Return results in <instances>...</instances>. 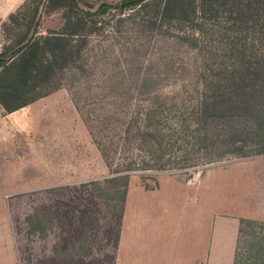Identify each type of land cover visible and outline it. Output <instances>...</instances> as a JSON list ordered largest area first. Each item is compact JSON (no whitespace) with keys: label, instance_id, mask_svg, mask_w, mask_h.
Returning <instances> with one entry per match:
<instances>
[{"label":"rangeland","instance_id":"374dc122","mask_svg":"<svg viewBox=\"0 0 264 264\" xmlns=\"http://www.w3.org/2000/svg\"><path fill=\"white\" fill-rule=\"evenodd\" d=\"M124 1L138 2L0 0V54L7 53L0 56V65L6 61L12 64L18 56L13 58L14 52L36 33L71 39L82 29L90 30L92 18L104 24L105 33L92 35L93 43L86 52L90 63L95 59L101 66L115 61L125 65L133 60L145 63L173 58L187 64L184 70H175L177 74L163 72V80L153 89L160 97L134 91L124 102L112 100L105 111L114 114L126 106L133 117L139 112L144 119L149 106L161 103L155 125L165 150L162 170L154 167L156 158L148 144H125L122 132L109 140L107 152L102 153L99 142L106 137L98 123L101 113L94 106L86 77L59 70L53 86H41L35 92L34 81H30L14 102V64L9 69L0 67V87L13 85L9 90L0 88L4 89L0 98L10 109L0 104V188L4 198L14 200L19 264H129L137 258L130 253L133 237L145 228V215L138 207L141 202L149 208L151 202L201 198L204 182L208 186L209 179L210 190L206 192L212 201L223 199L224 194L234 196V175L242 169L238 166L264 155L259 154L264 147L259 135L264 132V120L254 121L253 134L239 142L220 143L216 149L211 145L212 151L199 145L192 113L200 94L195 93V79L190 77L201 66L200 55L172 31L160 37V32L141 27L132 19L116 22L117 16L123 14L121 17L127 19L130 13L129 7L120 8ZM138 8L134 14L142 16L153 9V0ZM63 43L62 38L46 42L57 68L67 64L69 53L55 51ZM94 46L100 48L97 58L96 50H91ZM115 71L99 68L93 73L105 76L118 73ZM38 95V100L26 104ZM18 105L26 106L14 108ZM209 131L214 135L212 129ZM172 142L176 144L169 147ZM236 148L241 149L238 155L246 157L232 155ZM222 149L231 153L223 157ZM210 160L214 162L207 163ZM182 161L195 166L174 169ZM223 169L228 174L218 180L216 174ZM262 233L264 225L247 223L244 228L247 237ZM244 246H250L249 240ZM245 258L240 256L238 264H247Z\"/></svg>","mask_w":264,"mask_h":264},{"label":"trees","instance_id":"16d2710c","mask_svg":"<svg viewBox=\"0 0 264 264\" xmlns=\"http://www.w3.org/2000/svg\"><path fill=\"white\" fill-rule=\"evenodd\" d=\"M145 1H124L120 8L129 7L130 13H127V19L121 17L123 14L117 16L116 22L124 23L132 19L141 27L160 32V37L166 31H172L180 42L190 45L191 50L200 55L201 66L194 77H190L193 81L195 79V93L200 94L192 113L193 123L196 125L195 136H198L194 138L200 139L197 141L199 145L212 151L211 145L216 149L220 143H235L242 140L243 136L252 135L254 131L251 124L264 120V0H153L152 10L145 11L142 16L135 15L138 7ZM76 15L79 17L80 13ZM91 20L93 21L90 30L82 29L71 39L53 34L45 38L36 33L21 43L23 45L27 42L19 51L14 52L12 57L18 56L12 64L6 61L0 65L9 69L14 64V102L19 100L18 94L26 90L28 82L34 81L32 88L37 92L41 86H53L59 79V70L74 71L79 74L74 77L87 78L89 89L95 98L94 106L99 109L98 114L101 113L97 117L98 123L106 137L101 138L102 141L99 142L102 153L107 152L109 140L122 132V141L125 144L133 141L141 146L148 144L156 158L154 167L162 170L165 164L161 163V159L165 150L163 142L158 138L157 133L160 131L155 125L161 103L155 102L149 106L144 119L139 112L133 117L128 113L126 106L114 114H107L105 111L111 106L112 100L124 102L133 96L134 91L147 97H160L153 89L163 80V72L175 73L177 69L184 70L187 64L176 63L173 58H166L164 61L152 59L145 63L133 60L125 65L115 61L101 66L94 62L95 59L94 63H90L86 52L93 43L92 35L105 31L104 24L98 19ZM61 38L64 43L58 44L55 51L66 50L69 54L67 64L57 68L48 53L46 42L51 43ZM91 50H96V58L101 56L99 46H94ZM6 54L0 56L5 57ZM99 68H107L111 72L116 70L118 73L95 75L93 72ZM22 71H28L29 74L23 75ZM88 71H91V74ZM0 88L9 90L13 85ZM39 95L26 104L34 103L40 98ZM0 104L9 109L7 102L1 98ZM23 106L26 105L14 108ZM210 129L214 135L210 133ZM259 135L262 136L260 140L264 142V132ZM174 144L176 143H168V146ZM240 151V148H236L234 153H224L222 149L221 156L230 153L237 156ZM259 154H264V147ZM211 160L207 163L214 162ZM183 162H179L174 169L195 166Z\"/></svg>","mask_w":264,"mask_h":264},{"label":"crops","instance_id":"0c3cea01","mask_svg":"<svg viewBox=\"0 0 264 264\" xmlns=\"http://www.w3.org/2000/svg\"><path fill=\"white\" fill-rule=\"evenodd\" d=\"M238 167L234 196L212 201L209 179L201 198L151 202L149 208L141 202L145 228L133 237L130 253L137 258L129 264H238L242 255L247 264H264V234H244L247 223L264 225V155ZM14 221V200L0 188V264H19Z\"/></svg>","mask_w":264,"mask_h":264}]
</instances>
